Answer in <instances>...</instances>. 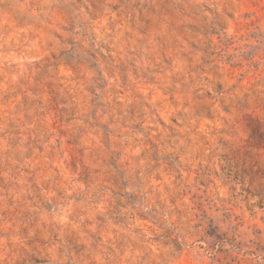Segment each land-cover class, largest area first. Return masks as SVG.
Listing matches in <instances>:
<instances>
[{
  "label": "clouds",
  "instance_id": "obj_1",
  "mask_svg": "<svg viewBox=\"0 0 264 264\" xmlns=\"http://www.w3.org/2000/svg\"><path fill=\"white\" fill-rule=\"evenodd\" d=\"M0 264H264V0H0Z\"/></svg>",
  "mask_w": 264,
  "mask_h": 264
}]
</instances>
